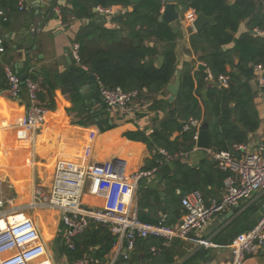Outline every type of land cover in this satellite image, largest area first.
<instances>
[{
    "label": "crops",
    "instance_id": "crops-1",
    "mask_svg": "<svg viewBox=\"0 0 264 264\" xmlns=\"http://www.w3.org/2000/svg\"><path fill=\"white\" fill-rule=\"evenodd\" d=\"M66 2L67 0H21L20 7L12 15L9 25L3 27L0 23V36L5 40V47H9L8 52L0 54V66L4 69L5 75L6 69L12 68L20 79L24 77L18 98L13 97L10 88L3 90L0 87V181L6 201L5 209L20 208L18 212H22L26 218L35 221L48 251L51 249L53 250L51 253L55 254L52 256L50 251L48 253L51 264H72L61 253V244L63 241L65 243V227L61 222V214L56 210L30 209L29 206L37 197L49 196L56 163L73 161L78 164H90V162L103 163L114 158H121L128 163L130 173L144 171L155 154L161 156L159 150L152 152L143 143L133 141L126 135L129 132L151 135L168 115L169 104L174 102L169 100L171 94L168 91L166 95L157 97V100L163 104L162 108L155 109L152 103L144 104L136 100L138 111L126 115L118 110L105 107L96 92L98 80L95 85L88 80L80 86L78 93L72 96L68 91L71 87L68 76L72 68L79 65V59L74 51V40L80 27L86 26L88 21L65 24L60 16V8ZM177 10L181 13L180 19L171 25L178 36L175 51L177 71L181 72L182 77L185 70H192L194 74L200 66L205 64L199 62L198 54L192 50L190 44L191 36L199 32L194 30L189 18L195 16L197 18V13L193 10L184 11L178 0ZM97 15L96 20L110 24V17L98 13ZM246 24L247 21L241 25L240 33L236 38L247 31ZM233 46L234 43L228 48ZM235 63H238L237 57ZM3 77L0 73V86L6 83L7 75L6 78ZM32 79H37L41 83L40 89L43 97H48V88L53 93L51 103L53 108L47 110L44 123L27 135L17 130L2 128L3 120L16 121L24 117L27 109L31 107L33 102L25 82ZM252 81H255V78ZM7 84L9 86L8 80ZM198 94L196 97L205 114L210 105L207 92L204 89ZM46 101V104L50 105V100ZM255 104L259 110L261 127L257 132L250 134L245 143L253 151L264 143V100L259 91L256 93ZM199 121L202 122V120ZM109 126L110 128L106 129ZM101 128L104 130L102 131ZM179 135L175 133L173 139ZM196 147L191 152H186L189 153L186 159L176 158L169 162L161 156L160 168L155 167L153 169L155 173L140 183L135 205L139 208L141 219L146 223L155 224L164 216L167 217V221L169 218L173 221L171 225L181 222L185 215L184 207L180 215L169 217L173 205L166 201L167 188L164 186L163 179L169 171L175 168L174 162L178 160L191 166H198L206 158L211 160L206 152L207 149L202 150ZM161 166H164L163 169ZM209 189L210 193L203 197L206 204H210L213 200L220 201L226 194L225 185L219 186L216 182ZM156 193L160 194V201L155 198ZM177 194H180V191H177ZM189 194L191 193L185 194L182 199ZM10 200L13 203L8 204ZM84 203L88 207H100L102 200L86 193ZM251 207H259L256 213L250 215L257 224L264 215V193L252 200L241 202L237 209L216 215L206 229L194 235L213 243L216 247L206 248L192 241L180 242V248L176 249L179 255L175 256L174 264H233L232 254L228 248L236 239H233L235 231L232 227L238 216ZM38 211L43 212L39 214ZM251 219L243 221L244 225L240 228L243 229L241 234L246 233V227L250 225ZM160 240L151 238L145 241V246L136 243V248L130 258L128 260L120 258L119 264H159L160 259L158 258L162 254ZM163 242L164 246L169 248L170 243ZM100 248L98 246L94 253ZM116 249L114 247L102 261L99 262L93 258L91 262L110 264ZM148 254H152L154 258L146 259ZM243 261V264H264V249L259 254L247 255Z\"/></svg>",
    "mask_w": 264,
    "mask_h": 264
},
{
    "label": "trees",
    "instance_id": "trees-1",
    "mask_svg": "<svg viewBox=\"0 0 264 264\" xmlns=\"http://www.w3.org/2000/svg\"><path fill=\"white\" fill-rule=\"evenodd\" d=\"M21 0H0V23L7 27L12 15L19 9ZM184 11L193 10L207 17L216 16L215 25H206L201 32L193 34L190 44L198 54L200 63L206 69L193 74L192 70H185L181 77L180 92L173 103L169 104V113L156 127L151 135L141 132H129L126 137L147 146L152 152L160 149L171 155L191 152L195 148V129L184 131V125L190 118L202 120V127L210 132V147L215 152H234L235 145L247 143L249 135L260 129V114L255 104L256 93L251 86L255 78L253 66L264 62V37L254 35L255 29L264 30V0H178ZM164 0H67L61 6L60 12L65 24L88 21L82 25L76 34L74 44L79 45V65L69 72L72 96L78 93L90 75H94L101 86L110 90L137 91L138 101L144 104L152 103L155 109L163 107L158 96L168 92L167 86L173 82L177 73L176 42L177 33L171 24L160 23ZM120 9L118 14L110 17V24L98 21L94 9ZM247 21L246 32L239 38L241 25ZM111 25V26H110ZM234 43V46L228 48ZM227 47V48H226ZM226 48V49H225ZM9 47H5L8 52ZM238 63H235V58ZM212 74L215 83H209L207 77ZM0 73L6 78L4 69L0 66ZM229 78L227 87H218L220 77ZM38 88V99L35 104L46 111L53 108V93L48 88V97L41 93V83L32 79ZM46 81V80H45ZM68 81V82H69ZM48 82V80H47ZM49 85V84H47ZM3 90L10 88L7 80ZM207 92L209 109L203 114L196 94ZM100 98L99 86L96 87ZM264 100V90H263ZM49 99L50 105L46 104ZM107 127L106 129H109ZM103 131L104 129L101 128ZM175 133L180 134L173 139ZM157 161L159 163L157 164ZM162 158L158 154L148 165V170L160 168ZM164 166H161L163 169ZM174 169L169 171L163 179L167 188L166 201L173 207L170 216L180 215L183 209L181 199L187 193L199 192L203 197L210 193V186L216 182L224 186V174L213 161L204 159L198 166L174 162ZM180 191V194H177ZM155 198L161 200L160 194ZM206 199V198H205ZM259 207H251L238 216L232 230L234 238L243 229V221L251 219ZM169 212V211H168ZM169 215V213H167ZM140 219L141 215L139 213ZM144 223L145 220L141 219ZM246 231L256 226L250 220ZM149 224V223H147ZM167 225L173 224L168 219ZM83 234L73 239L75 249L72 251L61 244V253L68 258L69 263L88 258L99 262L109 255L117 242V237L109 228L92 224ZM139 239L136 243L145 246V241ZM61 242V241H60ZM160 240L162 254L158 258L159 264H174L178 244L170 243L169 248ZM101 248L94 253V250ZM148 254L146 259H151ZM154 258V257H153ZM118 261V260H117ZM115 264H119L121 260ZM123 261V260H122ZM92 264H97L93 262Z\"/></svg>",
    "mask_w": 264,
    "mask_h": 264
},
{
    "label": "built area",
    "instance_id": "built-area-1",
    "mask_svg": "<svg viewBox=\"0 0 264 264\" xmlns=\"http://www.w3.org/2000/svg\"><path fill=\"white\" fill-rule=\"evenodd\" d=\"M165 5L168 0H164ZM23 9V6H21ZM103 16H112L117 8H96ZM0 15L2 13L0 12ZM195 17L189 18L193 24ZM256 35L264 37V30L255 29ZM5 40L0 36V54L5 52ZM79 45H74L77 59ZM255 82L259 92L264 90V62L253 66ZM7 80L13 97L18 98L23 82L13 69H6ZM207 81L215 83L209 72ZM229 78L220 77L219 87H227ZM26 87L33 102L26 115L16 121L3 120L1 127L7 130H17L27 135L30 131L44 123L47 111L35 104L38 99L37 85L31 80ZM100 98L107 109L118 110L123 114L137 112V91H122L105 89L98 82ZM202 122L190 118L184 125V131L195 129V147L197 146ZM23 137V136H21ZM95 137V136H93ZM197 148V147H196ZM199 148V147H198ZM234 152H215L211 148L206 152L215 165L225 174L224 185L226 194L220 201L213 200L206 204L199 192H192L181 201L185 215L177 225H167V217H162L157 223H144L139 216V208L135 205L136 194L140 183L155 173V170L130 173L128 163L121 158L108 162L78 164L76 162L58 161L48 197H37L30 209L41 208L56 210L61 214V222L65 227V245L74 250L73 239L85 233L92 224L110 229L117 237L116 251L110 264H115L120 258L128 260L136 248L138 239L158 238L169 244L174 241H192L202 247H216L209 241L194 235L202 232L214 217L225 214L240 206L245 200H252L264 193V143L257 150L244 145H235ZM159 154L166 161L176 158L186 159L189 153L171 155L164 149ZM2 182L0 181V264H51L48 247L35 221L28 219L20 208L5 209ZM86 193L102 200L100 207H88L84 203ZM13 203L12 200L8 204ZM232 254L233 264H243L247 255L259 254L264 249V215L251 230L240 234L228 246ZM72 264H92L88 258L75 260Z\"/></svg>",
    "mask_w": 264,
    "mask_h": 264
},
{
    "label": "water",
    "instance_id": "water-1",
    "mask_svg": "<svg viewBox=\"0 0 264 264\" xmlns=\"http://www.w3.org/2000/svg\"><path fill=\"white\" fill-rule=\"evenodd\" d=\"M95 12H97L96 9H94ZM181 13L177 10V0H168L167 4L163 10L162 16L159 18L160 23H166V24H173L177 22L180 19ZM85 23V22H84ZM216 24V16L214 17H207L203 13L199 14L195 21L193 22V28L196 32H201L204 26L206 25H215ZM254 35H256L255 32H253ZM200 69H206V66H200ZM21 80H24V77H21ZM89 82L92 84H96L97 78L94 75L90 76ZM180 84H181V72L177 71L175 75V81L173 83H170L167 86V90L170 92L171 96L169 100L171 102L175 101L176 98L179 95L180 92ZM252 88L254 89V92L257 93L259 91V88H257L256 82L252 81L251 83ZM219 87V85H218ZM87 89V87L85 88ZM202 131L199 136V140L197 143V146L202 149H210V132L206 127H202ZM174 243H178V241H174Z\"/></svg>",
    "mask_w": 264,
    "mask_h": 264
},
{
    "label": "rangeland",
    "instance_id": "rangeland-1",
    "mask_svg": "<svg viewBox=\"0 0 264 264\" xmlns=\"http://www.w3.org/2000/svg\"><path fill=\"white\" fill-rule=\"evenodd\" d=\"M45 211H46V209H45ZM49 211H50V210H49ZM38 212H39V214H40V213L43 212V211H38ZM33 213H34V212H33ZM35 213H37V212H35ZM47 245H48V244H47ZM49 251H50V253H51V252L53 253V250L50 249ZM52 253H51V254H52ZM52 256H55V254H54V255L52 254Z\"/></svg>",
    "mask_w": 264,
    "mask_h": 264
}]
</instances>
